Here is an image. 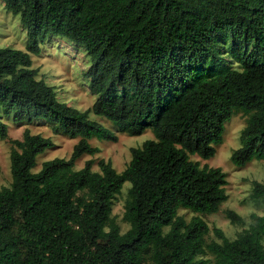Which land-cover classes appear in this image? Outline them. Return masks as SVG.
I'll list each match as a JSON object with an SVG mask.
<instances>
[{"label":"trees","instance_id":"16d2710c","mask_svg":"<svg viewBox=\"0 0 264 264\" xmlns=\"http://www.w3.org/2000/svg\"><path fill=\"white\" fill-rule=\"evenodd\" d=\"M19 15L26 48L0 47L2 116L16 123L43 120L77 137L69 158L37 156L54 144L24 128L10 139L8 186L0 187V264H264V215L229 239L207 242L200 215L226 201V173L201 164L221 143L235 113L245 117L231 162L264 160V0H1ZM59 36L84 47L83 75L95 96L82 111L61 102L37 76L31 54ZM93 113L120 131L153 139L131 148L121 172L109 160L75 161L99 149L90 138L115 139ZM127 188L121 232L113 199ZM264 204V181L252 182ZM180 208L192 213L189 219ZM231 223L243 218L227 209Z\"/></svg>","mask_w":264,"mask_h":264},{"label":"rangeland","instance_id":"374dc122","mask_svg":"<svg viewBox=\"0 0 264 264\" xmlns=\"http://www.w3.org/2000/svg\"><path fill=\"white\" fill-rule=\"evenodd\" d=\"M26 42V31L20 24L19 15L7 11L0 0V47L25 50ZM40 48L39 54H31L32 67L37 69V76L55 88L61 102L82 111L90 108L95 96L89 91L88 79L83 75L89 65V58L84 47L51 35L40 43ZM89 117L108 128L115 139L90 138V144L99 150L93 155L84 154L78 158L75 161V169L81 168L86 160L93 159L92 169L98 170V161L104 159L109 160L117 172H121L130 160L131 148L139 147L146 139L154 138L150 128L138 135H130L120 131L105 117L93 113H90ZM2 120L8 125V139H0V187L8 186L11 182L9 140L21 138L24 128H29L32 133L49 137L54 144L37 156V164L33 171H38L45 160L55 157L69 158L74 144L78 141L77 137L55 132L53 125L43 120L16 123L11 116H2ZM244 124V115L233 114L224 125L222 141L215 145L214 155L207 159L197 155L191 156L192 160H197L201 164L220 167L227 175L226 201L220 205L218 212L200 215L210 228L206 236L207 242L220 241L215 237L213 227L220 228L226 237L233 239L252 223V214L264 215V204L255 201L251 195L252 182L264 181V160L253 159L244 166H236L230 159L232 150L239 146V135ZM129 185V182H125L121 192L113 199L112 215L116 218L121 232L129 227L123 220L124 201ZM227 209L239 214L243 218V225L231 223L225 215ZM178 213L184 215L186 219L194 214L184 208H180ZM202 257L208 260L207 264H214V256L210 252L207 251Z\"/></svg>","mask_w":264,"mask_h":264}]
</instances>
